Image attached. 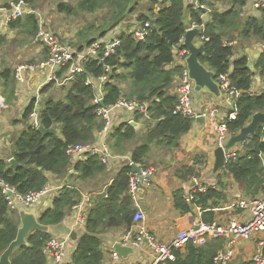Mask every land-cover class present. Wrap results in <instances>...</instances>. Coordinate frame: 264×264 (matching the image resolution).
<instances>
[{
    "label": "trees",
    "instance_id": "trees-1",
    "mask_svg": "<svg viewBox=\"0 0 264 264\" xmlns=\"http://www.w3.org/2000/svg\"><path fill=\"white\" fill-rule=\"evenodd\" d=\"M11 1L0 0V8H9ZM29 1L38 9V3L44 0ZM205 1L212 7L207 21L202 17L206 11L195 9L187 0H170V3L165 0L159 11H155L158 0H76L73 4L62 2L58 5V12L61 14L103 13L101 19L89 25V30L79 33L76 42L72 41L78 52L104 40L109 30L124 22L128 23V29L136 25L144 26L147 22L151 27L144 41H138L133 34H120L121 45L115 53L105 60H87L83 64L84 71L62 87L63 93L60 96L52 93L57 87L55 83H50L41 90V125L46 129H57L58 134L43 135L32 127L30 115L35 110L38 99L29 104L16 122L23 124L25 128L14 134L9 160H0V180L16 187L23 194L43 189L55 177H68L70 185L79 188H64L54 198L52 206L41 212L39 220L42 224H62L82 199L81 184L88 182L90 186L98 187L107 176L109 170L97 156H88L86 160L78 162L72 173L69 169L71 160L67 155L69 145L96 142V132L103 127V122L97 115L99 107L115 105L122 95L149 103V119L141 120L146 125V132L123 123L109 139L115 153L130 155L135 163L148 166L149 154L154 147L170 151L181 147L182 137L191 131L193 121L174 114L178 96L171 90L182 67L169 69V66L174 62L173 48L180 44L192 24L204 25L201 34L206 53L200 57L201 62L215 72L216 78L228 74L232 85L243 92L236 104L237 118L228 123L231 135L246 126L256 112L264 111V92H250L255 74L264 78V53L254 64H251L247 55L232 59L238 48L246 42L258 41L264 44V9L260 10L259 17L247 16L244 8L249 0ZM220 1H224L230 9H216L215 5ZM136 15L137 19H134ZM8 27L15 33L16 39L20 37L22 46L41 44L36 41L39 22L35 15L12 20ZM235 40L238 42L236 46L228 45ZM9 43L8 35L0 34V54ZM44 50L48 52L45 48ZM104 51L103 46L100 49L101 56ZM67 70L68 67L63 68L60 76ZM103 75H108L110 80L104 85V104H97L95 98L99 93V78ZM16 86L15 67L4 63L0 68V94L5 98L6 104L16 99ZM142 118L137 114L135 120L140 122ZM16 123L14 122L15 125ZM242 145L241 157L216 175L221 190L207 186L205 192L196 191L193 200L186 198L184 190L174 192V205L181 214L200 207L203 211L202 221L215 222L213 209L226 200L227 196L223 191L227 186L225 180L229 177L241 186L245 197H256L264 191V124L259 126L255 137L250 136ZM11 158L18 164H11ZM131 170L132 167L128 165L122 168L106 188L105 194L96 196L86 228L80 233L67 264H104L106 253L102 246L105 234L114 229H130L135 214L133 200L128 193V173ZM196 170L193 166H178L175 175L188 181L199 175ZM19 227L18 212L9 211L0 189V256L16 238ZM51 237V233L35 231L29 236L28 245L15 250L11 256L12 263L46 264L45 247ZM224 246V239L212 240L202 246L190 243L184 250L176 252L174 261L162 264H214L215 256ZM239 264L255 263L249 261Z\"/></svg>",
    "mask_w": 264,
    "mask_h": 264
},
{
    "label": "built area",
    "instance_id": "built-area-1",
    "mask_svg": "<svg viewBox=\"0 0 264 264\" xmlns=\"http://www.w3.org/2000/svg\"><path fill=\"white\" fill-rule=\"evenodd\" d=\"M165 0H159L160 4ZM168 3H170V0ZM195 9H202L206 12L203 14L205 21L209 20L212 13V7L205 0H187ZM4 8V9H2ZM1 11H5L3 17L4 24H8L12 20L22 19L26 16L35 15L39 22V34L36 41L43 44L48 51L47 59L42 60L38 64H20L15 68V78L18 83L24 82L27 74L37 72H45L47 76L37 89L35 99L40 100L41 90L50 83H55L57 87L67 85L74 77L84 71L83 64L87 60H105L113 55L116 49L121 45L119 39L120 34L126 32L133 34L138 41H144L149 35L151 24L147 22L143 25L132 26L127 28V22L108 31L104 40L95 42L92 46L86 47L83 51L78 52L77 47L72 44V40H67L57 32L51 29L49 22L40 10L35 9L29 0H12L10 7H2ZM215 8L219 11L230 9L227 5L225 8L216 3ZM159 11L160 8H157ZM264 9V0H249L244 8V14L247 16H260V10ZM199 28L201 31L204 27L195 23L189 29ZM202 34L197 38L198 44L203 43ZM184 37L180 44L173 48L174 62L169 66L173 69L176 66L182 67L181 74L177 77L174 86V94L178 96V103L174 110V114L190 119L193 123L198 122L199 118H203L204 122L210 125L215 135L216 148L224 147L231 133L228 123L235 120L238 115L236 104L242 95V91L236 89L230 80L228 74L220 75L216 78L220 84L221 90L225 96L230 97L232 103L230 111L224 116H220L219 111L213 106L207 109H198L194 107V82L190 79L186 59L189 52L183 46ZM228 45H231L229 42ZM104 46V54L101 56L100 49ZM68 67L66 73L60 76L63 68ZM109 76L103 75L99 78L98 95L95 103H102L104 100V85L109 82ZM39 102L30 115V122L34 129H38L41 125ZM139 114L142 120L149 119V103L139 102L137 99H129L122 95L115 105L111 107L101 106L97 110L98 117L103 122V127L96 132V142L93 144H76L69 145L67 155L70 157V170L74 172V166L78 162L86 160L88 156H97L107 169L117 167L119 172L125 166L132 167L136 164L140 171L132 170L128 173L129 184L128 193L132 197L135 214L133 224L130 229L122 232H108L103 238V250L109 253L108 264H162L167 261L176 259V252L182 251L186 246L192 243L195 246L205 245L212 240L224 239L225 246L215 256L214 264H232L236 256L242 249L247 250L249 244H254V252L250 261L255 264H264V191L256 197H242L236 200L229 208L240 210V214L226 222L206 223L200 221L191 228L181 230L169 240H161L149 227L148 216L143 208L144 195L150 191L156 181L157 167L145 166L135 163L128 155H120L115 153L109 143L110 136L114 130L123 123L134 121L136 115ZM1 116V111H0ZM136 121V120H135ZM243 154V145L239 144L229 151L225 152L226 164L235 163ZM65 179L60 184H48L39 191H31L26 194L17 191L16 187L0 180V189L2 190L8 204L10 212H18L21 207L31 208L42 204L46 201L48 204L53 203L54 198L60 194L64 188L79 189L70 185ZM110 181L101 191L85 192L80 190L82 199L74 206L72 210V230H76L79 234L85 230L89 212L93 206L97 195L105 194L106 188L111 185ZM264 185V175H263ZM207 186L197 185L192 188L187 199L193 200L196 191L205 192ZM198 211H202L197 207ZM71 238L54 235L48 241L45 247L46 264H67L70 262L69 246ZM115 244L132 248L133 253L127 257H123L115 249ZM137 252L136 255H134ZM140 257L137 260L133 257Z\"/></svg>",
    "mask_w": 264,
    "mask_h": 264
},
{
    "label": "crops",
    "instance_id": "crops-1",
    "mask_svg": "<svg viewBox=\"0 0 264 264\" xmlns=\"http://www.w3.org/2000/svg\"><path fill=\"white\" fill-rule=\"evenodd\" d=\"M4 15L5 11L0 10V34H7L10 39V37L14 35V32L4 24ZM230 43L234 46L238 44L237 40L231 41ZM37 52H40V48ZM263 53L264 44L258 41H251L249 43L246 42L243 46L238 48L237 53L234 57H232V59H237L240 56L247 55L250 58L251 64H254ZM253 70L255 69L253 68ZM46 76L47 74L45 72L30 73L27 74L24 82H17L15 89L16 99L13 100L12 103L7 104L10 112H8V114L6 112V114H4L0 119V160H9L13 136L17 131H21L25 128L23 124L16 122H18L21 118L23 111L35 99L37 89ZM171 92L174 93V88ZM250 92L252 94H261L264 92V78L260 74H255L253 77V85ZM224 99L225 100H220L213 95L205 93L195 94L194 107L200 110L202 108L207 109L213 106L219 111L220 116H224L225 114H228L230 111V105H232L230 97L225 96ZM41 100L42 98L40 97L39 107L42 109L43 104H41ZM141 120L142 119H140V123H142ZM14 122L17 125H15ZM140 129L143 128L141 127ZM144 129L146 132V126ZM155 148L156 147L152 148L151 152ZM158 149H160V151L155 154L161 155L160 161H162L163 164H167L165 166L166 169L162 170V168L157 167L158 171L155 184L150 191L145 193L143 208L148 216L149 227L154 234L161 240H169L179 231L189 229L194 224L202 221L203 213L198 211L197 208H193L190 213L181 214V212L176 209L174 205V192L177 190H184L185 195H188L192 188L197 185L214 186L221 190V184H219V180L216 175L220 174L222 170L218 174L213 173L214 151L216 149L215 135L207 122L193 123L191 131L182 137V144L178 150L170 151L167 149ZM128 157L131 156L128 155ZM178 166H193L197 169L196 171L199 175L191 179L189 178L188 181H183L175 175V171ZM118 172L119 169L117 167L109 169L107 176H105L103 182L99 184L97 190L91 191L103 190V188L116 177ZM65 179L67 180L66 182L70 184L68 177L64 179H58L55 177L51 180L50 184H60ZM86 183L82 184L86 185ZM225 183L227 186L223 192L227 198L218 208L213 209L216 215L215 221L220 223L236 218L240 214V210L229 208L228 206L232 205L236 200L245 197L243 195V189L234 181L232 177L226 178ZM37 206L38 211L41 213L47 207H51L52 203L48 204L44 201L42 204ZM71 216L72 212L61 224L62 231L58 233L59 236L67 237L71 235L70 233L73 231V219ZM122 231H124V229L119 228L110 231V233ZM76 242L77 240L71 238L69 257H71V254L74 251ZM254 248V244H249L247 248L248 253L254 252ZM136 254L137 252L134 255ZM133 258L137 260L140 257ZM109 259V253L107 252L104 264H108Z\"/></svg>",
    "mask_w": 264,
    "mask_h": 264
},
{
    "label": "water",
    "instance_id": "water-1",
    "mask_svg": "<svg viewBox=\"0 0 264 264\" xmlns=\"http://www.w3.org/2000/svg\"><path fill=\"white\" fill-rule=\"evenodd\" d=\"M201 36V30L197 27L188 29L183 46L188 50L189 55L186 59L187 68L189 71L190 79L194 82V91L195 94H209L215 96L217 99H223L225 95L223 94L220 84L217 82L215 77V72L209 69L204 65L200 57L206 53L205 43L198 44L196 42L197 38ZM3 99V98H2ZM102 104L103 101H102ZM198 122H204V119L201 117L197 120ZM134 128L139 130L141 127H144V124L131 121L129 122ZM264 124V111L256 112L251 121L244 126L238 133L232 134L228 139L224 147H218L214 151V165L213 173L218 174L222 169H224L227 164L225 161V152L229 151L231 148L243 144L250 136L255 137L257 135V130L260 125ZM41 134H58V130L55 128L46 129L40 125L37 129ZM10 163L17 165V161L14 158L10 159ZM132 168L136 171H140V168L133 164ZM20 219V227L16 238L10 243L7 249L0 256V264H13L11 256L15 250L19 247L28 245V238L35 231H41L46 233H51L58 235L61 229L60 225H44L40 222L41 213L38 211V206H33L31 208L21 207L18 211ZM71 238L78 240L79 233L76 230L71 231ZM115 249L123 257H127L129 254L133 253V249L129 247H124L119 244H115ZM262 254L264 255V248Z\"/></svg>",
    "mask_w": 264,
    "mask_h": 264
},
{
    "label": "rangeland",
    "instance_id": "rangeland-1",
    "mask_svg": "<svg viewBox=\"0 0 264 264\" xmlns=\"http://www.w3.org/2000/svg\"><path fill=\"white\" fill-rule=\"evenodd\" d=\"M62 2L73 4L74 2H76V0H44L38 3L40 7L38 8V10H40V12L43 14V16L46 19V22H49L51 29L57 32V34H59L60 36L66 37L67 40H72L76 42L79 39V33L81 31L89 30L88 28L90 27L89 25L93 21L101 19L103 16V13L100 11H98V13L95 14H88L82 12L77 15L61 14L58 12V5ZM218 3H220V6L223 8L227 6L226 3H224V1H220ZM160 7L161 4L158 0L157 5L155 6V10H158L157 8ZM137 15L135 16L134 19H137ZM19 38L16 39V35L14 33V35L9 39L10 43L4 46V48L2 49L0 54V68L4 63L10 66L13 65L14 67L24 63L38 64L46 56H48V52L44 50L41 44L30 43L26 46H22L21 40ZM15 39L16 41H14ZM39 48H40V52L38 53L37 50ZM52 93L54 94V96H60L63 93V89L62 87L61 88L55 87ZM0 96L3 98L4 101V105L0 107V111H1L0 119H1L3 115L6 114V112L7 114L8 112H10V109L8 108V105L5 103L4 97L1 94ZM222 100L225 99L223 98ZM142 124L144 123L142 122ZM145 126L142 127L143 129H140L141 132H145L144 131ZM159 151L160 149L155 148L149 154L148 166H155L162 168V170H164L166 169L165 166L167 164H163L162 161H160L161 160L160 154L159 155L155 154L156 152ZM80 187L84 191L97 190V187L90 186L89 183H86V185L81 184ZM54 235L55 234H52V236ZM251 258H252V252L248 253L247 250L242 249L240 253L236 256L232 264H239L240 262H249Z\"/></svg>",
    "mask_w": 264,
    "mask_h": 264
},
{
    "label": "bare ground",
    "instance_id": "bare-ground-1",
    "mask_svg": "<svg viewBox=\"0 0 264 264\" xmlns=\"http://www.w3.org/2000/svg\"><path fill=\"white\" fill-rule=\"evenodd\" d=\"M4 105V101L2 99V97L0 96V107H2Z\"/></svg>",
    "mask_w": 264,
    "mask_h": 264
}]
</instances>
